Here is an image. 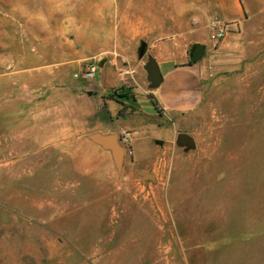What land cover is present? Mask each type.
Here are the masks:
<instances>
[{"label":"rangeland","instance_id":"obj_1","mask_svg":"<svg viewBox=\"0 0 264 264\" xmlns=\"http://www.w3.org/2000/svg\"><path fill=\"white\" fill-rule=\"evenodd\" d=\"M239 2V23L212 9L193 145L126 152L119 170L87 135L68 145V108L45 91L64 90L70 59L143 86L152 45L181 30L176 1L0 0V264H264V0ZM140 120L119 124L136 137Z\"/></svg>","mask_w":264,"mask_h":264},{"label":"crops","instance_id":"obj_2","mask_svg":"<svg viewBox=\"0 0 264 264\" xmlns=\"http://www.w3.org/2000/svg\"><path fill=\"white\" fill-rule=\"evenodd\" d=\"M175 1V17L178 23L182 19L181 30L176 31V37L156 42L150 49V60L155 59L162 77L160 83L148 79L150 60L140 69L145 84L131 89L118 87L122 77L115 69L106 70L99 66L96 84H90L81 74L82 69L79 70L80 63L70 59L64 90L48 85L45 92L55 95L57 103L62 102L61 105L68 108V126L63 130L68 136V145L96 132L115 133L120 137L124 131H128L133 161L136 162L143 157L153 159L154 143L175 144L179 141V135L188 131V116L198 110L203 97L201 63L199 59L194 60V50L199 43L207 48L212 43L210 23L216 17L212 9L216 8L226 21L235 23L241 21L243 9L239 0H230L229 5L224 0H191L188 5L185 0ZM184 18H188L187 22H184ZM68 34H73V31L68 30ZM68 40L71 47L72 41ZM139 95L149 96L155 102V111L148 118L135 106ZM89 100L94 101L92 107ZM132 115L141 117L135 130L136 137L133 136V129L119 124L120 118ZM96 116L99 117L98 121L91 120ZM151 127L160 130L154 137L150 134Z\"/></svg>","mask_w":264,"mask_h":264},{"label":"water","instance_id":"obj_3","mask_svg":"<svg viewBox=\"0 0 264 264\" xmlns=\"http://www.w3.org/2000/svg\"><path fill=\"white\" fill-rule=\"evenodd\" d=\"M205 50V46L197 45L194 50V60H198L202 57V54ZM150 74L148 79L154 83H160L162 77L158 69V65L155 59H151L149 63ZM89 138L96 144L100 145L102 148L109 150L112 153L113 160L119 170H121L124 158H125V149L121 145L118 134H102L100 132L93 133ZM180 144H185L188 146L193 145L194 139L182 133L179 135ZM142 180H154L155 175L150 172H142Z\"/></svg>","mask_w":264,"mask_h":264},{"label":"built area","instance_id":"obj_4","mask_svg":"<svg viewBox=\"0 0 264 264\" xmlns=\"http://www.w3.org/2000/svg\"><path fill=\"white\" fill-rule=\"evenodd\" d=\"M212 38L213 39H220L224 37V35L228 31V27L225 23L220 21H214L212 23ZM98 70V64L96 60H90L84 66L81 74L84 76L86 80L89 82H93L96 79V73ZM121 145L124 147L125 152H128L130 155L133 154L132 147H131V135L128 131H124L119 137Z\"/></svg>","mask_w":264,"mask_h":264},{"label":"trees","instance_id":"obj_5","mask_svg":"<svg viewBox=\"0 0 264 264\" xmlns=\"http://www.w3.org/2000/svg\"><path fill=\"white\" fill-rule=\"evenodd\" d=\"M153 105L155 106V102L153 101Z\"/></svg>","mask_w":264,"mask_h":264}]
</instances>
